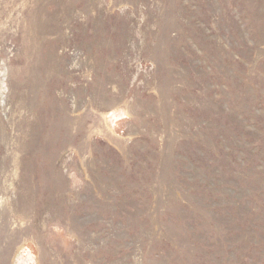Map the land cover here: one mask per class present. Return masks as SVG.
<instances>
[{
    "label": "rangeland",
    "instance_id": "374dc122",
    "mask_svg": "<svg viewBox=\"0 0 264 264\" xmlns=\"http://www.w3.org/2000/svg\"><path fill=\"white\" fill-rule=\"evenodd\" d=\"M0 264H264V0H0Z\"/></svg>",
    "mask_w": 264,
    "mask_h": 264
}]
</instances>
